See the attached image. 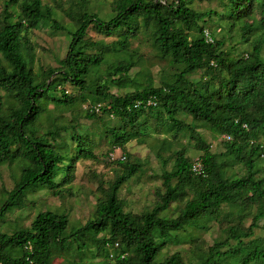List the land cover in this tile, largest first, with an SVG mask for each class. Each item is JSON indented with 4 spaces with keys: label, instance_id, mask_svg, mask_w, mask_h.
<instances>
[{
    "label": "trees",
    "instance_id": "obj_1",
    "mask_svg": "<svg viewBox=\"0 0 264 264\" xmlns=\"http://www.w3.org/2000/svg\"><path fill=\"white\" fill-rule=\"evenodd\" d=\"M189 2L110 0V16L103 20L87 11L84 0H75L72 8L63 10L73 26L72 32L65 30L70 36L65 54L57 67L43 68L38 74L27 67L23 56L24 51H33L29 32L43 24L52 31L64 28L55 21L53 8L41 0L3 2L0 91L12 98L13 106L2 118L0 101V167L14 166L18 176L0 205V217L21 199L24 206L27 189H44L52 196L69 192L75 163L95 160L86 134L75 132L71 122L56 126L49 104L54 111L87 104L85 119L115 120L113 127L101 125L108 146L105 162L115 164L119 173L105 190L97 187L101 195L96 198L93 216L81 227L68 229L65 214L44 210L25 229L8 234L0 231V264H50L54 250L73 248L81 254L92 241L95 257L113 264H264V237H254V230H264V143L259 141L264 135V0H222L221 14L195 11ZM212 15L225 21L227 34L237 33L249 51L235 54L223 49L224 40L215 39L203 27L204 18L210 20ZM89 27L103 37L117 35L118 39L109 43L84 40ZM145 32L156 56L172 69L181 70L157 88L111 94L108 85L128 81V72L135 66L130 40ZM199 71H203L199 80L187 78ZM67 84L77 89L76 96L64 93ZM178 113L208 126L215 133L214 139L221 138L223 152L211 153L200 135L177 118ZM41 116L46 126L40 124ZM150 121L152 127L164 126L172 140L186 136L193 142L205 176L191 175L192 160L185 157L184 148L171 152V169L160 175L163 191L155 193L158 200L149 210L130 214L123 210L117 194L138 166L127 164L122 150L131 140L142 141ZM69 127L73 147L64 156L49 142ZM116 149L123 161L110 159L109 154ZM156 156L164 168L167 159L158 153ZM259 158L263 168L256 164ZM235 165L243 168L244 175L227 177L224 170ZM181 201L184 203L175 218L161 217L171 203ZM248 219L245 227L243 222ZM209 222L224 223L220 228L224 236L200 255L202 249L187 230H204ZM174 233H185L183 240L191 244L187 262L178 252L159 258L163 247L177 242Z\"/></svg>",
    "mask_w": 264,
    "mask_h": 264
},
{
    "label": "rangeland",
    "instance_id": "obj_2",
    "mask_svg": "<svg viewBox=\"0 0 264 264\" xmlns=\"http://www.w3.org/2000/svg\"><path fill=\"white\" fill-rule=\"evenodd\" d=\"M5 0H0V11ZM53 8L55 21L64 28L62 31H52L48 28L47 24L40 25L37 29L29 32V40L33 51L31 53L23 52V56L27 67H29L35 74L46 67L55 68L58 65V61L62 59L65 54L67 45L70 40L68 32L73 31L72 23L64 16L63 10L72 8L75 0H41ZM86 3V9L90 13H95L103 20H107L110 16L109 4L110 0H84ZM170 3L172 0H164ZM222 0H190L189 7L198 12L216 11V13H222ZM60 5V8L56 7ZM204 28L208 29L213 34L215 39L222 38L224 40L223 49L235 51V54H245L249 51V47L242 44L239 41L237 33L231 32L227 34V23L220 20L217 16H211L210 20L204 18ZM176 27H180L176 25ZM235 31V29H234ZM149 36L140 33L137 38L130 40L129 51L132 52V60L135 62V66L128 72V81H121L117 86H109V91L115 96H120L131 92L135 89H141L143 87H155L157 88L160 82H166L169 80L174 72L181 70L180 67L172 69L166 61L156 56L154 50L151 47ZM230 38V39H229ZM118 39L117 35H112L109 38L103 37L97 34L91 27L87 29V33L84 40L88 41H103L109 43ZM108 62L112 61V58L108 56ZM262 57L264 58V51H262ZM111 63V62H110ZM203 71H199L195 74L187 76L191 81H197ZM105 83L107 82L106 78ZM102 79V81L104 80ZM134 81L135 83H132ZM64 93L67 96H76L77 89L65 85L63 87ZM57 97V95H55ZM1 101V116L5 118L6 111L13 106L12 98L0 91ZM48 104V103H47ZM85 105L76 104L69 106L65 111H54L52 104L48 105L49 115L53 123L58 126H66L71 122L75 126V132L79 135L86 134L88 140L93 145V155L95 160H79L75 163L73 171V179L68 186L69 192H63L60 196H52L46 190L40 189L33 192H25L24 206L22 200L18 201L17 205L13 208H9L5 212L3 217H0V231L6 234L11 233L18 229H25L29 226L32 219L38 212L44 210L56 211L65 214L68 220V229L77 228L83 226L86 221L90 220L93 216L94 205L96 198L101 195L97 187L101 186L103 190L108 187V184L112 182L114 177L119 173L118 167L113 164H107L105 162V155L108 149L107 143L103 137L104 123L107 127L115 126L116 122L110 118H100V121L93 122L84 118ZM40 117V124L46 126V122ZM177 118L187 125L191 126L195 132L200 135L203 141L209 145L211 153L220 154L223 149L220 145L221 138H213L215 133L206 125L194 122L188 116L181 113L177 114ZM93 122V123H92ZM153 122L150 121L149 128L147 129V135L144 136L141 142L131 140L125 144L123 152L126 154L127 164H136L137 171L135 175L127 181L118 191V199L122 202L123 210L130 214H140L149 210L154 203L158 200L155 193H162L161 178L163 170L169 172L172 166L171 152L185 149V157L190 160L198 158L200 153L193 149V142L189 141L187 137H178L175 140L171 139V134L164 132V126L152 127ZM152 128L155 130L152 131ZM72 131L69 128L65 131L58 132L54 136L53 147L56 151L64 156H68L72 150L73 145L69 141V137ZM48 141H50L48 139ZM165 141V144H164ZM259 141L264 143V135L259 137ZM160 154L163 159H167L166 165L162 167L160 158L156 154ZM262 158L256 161V164L263 168ZM221 161V159H218ZM224 174L227 177L230 176H242L244 170L240 165H235L231 168H226ZM262 175V173H261ZM18 176V170L16 167L10 168L0 167V205L6 198L7 193L12 189L14 185V179ZM174 181H172L173 185ZM184 201L174 202L169 205L167 210L161 213V217L175 218ZM249 219L243 222L246 227L249 224ZM264 221H262V224ZM220 226L216 222H209L205 224L204 230H198L194 228H188V232L195 239L197 245L202 249L200 255H203L206 247L212 245L214 241H219L224 234L221 233ZM74 230V229H73ZM177 238V242L171 243L163 247L159 252V258L167 257L178 252L183 258L184 262L188 261L190 243L183 240L186 237L185 233H174ZM97 237H100L98 235ZM254 237H264V230H254ZM232 244V243H231ZM94 242L87 243V249L83 253L77 254L73 252V248L58 252L54 250L50 258V264H113L108 259L97 258L94 255ZM194 262V259L190 260Z\"/></svg>",
    "mask_w": 264,
    "mask_h": 264
},
{
    "label": "built area",
    "instance_id": "obj_3",
    "mask_svg": "<svg viewBox=\"0 0 264 264\" xmlns=\"http://www.w3.org/2000/svg\"><path fill=\"white\" fill-rule=\"evenodd\" d=\"M204 37L206 39V41L210 42L211 39L208 35V33L206 31H204ZM139 103L137 102L135 104L138 105ZM147 105H153V103H151L150 101H147ZM226 140L228 139V137H224ZM109 157L111 160H118V161H123L124 160V156H122L119 152L118 149L114 150L112 153L109 154ZM190 173L192 176L194 177H204L205 176V171L204 168L202 166V164L200 163V161L198 160V158H196L195 160L192 161L191 165H190V169H189ZM116 246V244L114 245ZM122 258V256H120Z\"/></svg>",
    "mask_w": 264,
    "mask_h": 264
}]
</instances>
